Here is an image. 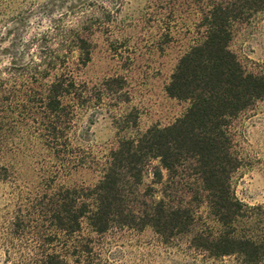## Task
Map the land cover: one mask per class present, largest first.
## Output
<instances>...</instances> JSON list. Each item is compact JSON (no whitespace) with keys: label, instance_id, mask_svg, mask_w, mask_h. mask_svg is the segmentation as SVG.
<instances>
[{"label":"trees","instance_id":"obj_1","mask_svg":"<svg viewBox=\"0 0 264 264\" xmlns=\"http://www.w3.org/2000/svg\"><path fill=\"white\" fill-rule=\"evenodd\" d=\"M254 1L263 11L264 0ZM232 20L225 7L213 8L172 73L165 92L187 104L181 118L119 140L95 164L100 179L92 188L41 183L17 193L0 232L1 264H80L90 259L93 236L146 229L164 245L184 238L192 252L214 261L264 264V205H245L233 192L239 161L230 133L232 121L264 102V69L247 71L229 50ZM89 22L55 23L23 46L26 55L0 49L9 60L0 63L1 182H14L1 161L17 133L49 153L53 179L86 166L90 153L70 136L80 111L92 105V89L77 80L69 59L90 61L83 33ZM117 82H105L101 92L111 95Z\"/></svg>","mask_w":264,"mask_h":264},{"label":"rangeland","instance_id":"obj_2","mask_svg":"<svg viewBox=\"0 0 264 264\" xmlns=\"http://www.w3.org/2000/svg\"><path fill=\"white\" fill-rule=\"evenodd\" d=\"M217 6L233 18L229 50L247 71L264 69V10L259 11L254 0H0V49L13 47L17 57L26 55L23 46L33 36L51 31L55 23L76 26L90 19L83 32L90 61L82 66L80 56L73 54L69 62L77 80L92 89L86 99L92 105L80 111L70 136L75 147L90 153L86 166L53 179L46 173L52 160L41 144L22 143L18 133L10 137L16 146L4 153L1 164L14 182L0 181V232L17 193H33L41 183L92 188L100 179L95 164L119 140L165 128L183 116L187 104L169 98L165 88ZM0 61L7 65L9 60ZM114 79L118 82L112 84V94L102 93L101 86ZM230 133L239 161L231 180L233 192L245 205H264V102L232 121ZM92 238L90 259L80 264H237L233 258L214 261L194 253L184 238L164 245L149 229ZM2 260L0 248V264Z\"/></svg>","mask_w":264,"mask_h":264}]
</instances>
